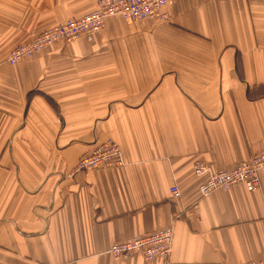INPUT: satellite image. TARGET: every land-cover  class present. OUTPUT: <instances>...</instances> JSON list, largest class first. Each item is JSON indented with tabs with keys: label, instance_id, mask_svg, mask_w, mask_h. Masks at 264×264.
<instances>
[{
	"label": "crops",
	"instance_id": "1",
	"mask_svg": "<svg viewBox=\"0 0 264 264\" xmlns=\"http://www.w3.org/2000/svg\"><path fill=\"white\" fill-rule=\"evenodd\" d=\"M94 5L0 0V264L264 260V170L255 192L206 197L193 174L264 147V0H169L166 22L108 17L97 33L6 63L17 43ZM106 139L124 165L75 172ZM164 227L168 258L106 253Z\"/></svg>",
	"mask_w": 264,
	"mask_h": 264
},
{
	"label": "built area",
	"instance_id": "2",
	"mask_svg": "<svg viewBox=\"0 0 264 264\" xmlns=\"http://www.w3.org/2000/svg\"><path fill=\"white\" fill-rule=\"evenodd\" d=\"M169 0H97L96 9L93 12L79 18H69L58 27L37 36L28 45L20 46L11 52L10 63H16L21 59L30 57L40 48L54 41H71L75 38L98 31L105 24L108 17L119 16L123 19L140 21L152 19L157 22H165L168 17L163 11ZM264 159V158H263ZM121 155L118 146L107 141L97 146L89 155L79 161L77 168L87 170L94 167H113L121 164ZM231 171H221L217 175L206 178L200 184V192L207 196L217 190H227L233 185L243 184L251 190L256 185L255 168L241 162L235 165ZM204 167L197 163L194 167L195 175L201 173ZM170 194L179 196L178 189L171 187ZM171 229L164 228L142 237L114 244L110 252L114 256L125 257L131 253L139 252L146 260L156 257L167 258L171 251ZM256 264V263H249Z\"/></svg>",
	"mask_w": 264,
	"mask_h": 264
},
{
	"label": "rangeland",
	"instance_id": "3",
	"mask_svg": "<svg viewBox=\"0 0 264 264\" xmlns=\"http://www.w3.org/2000/svg\"><path fill=\"white\" fill-rule=\"evenodd\" d=\"M96 1H97V0H95L94 8H93L90 12H93V11L96 9ZM167 3H168V2H167ZM164 7H165V6H164ZM163 9H164V8H163ZM163 11H164V10H163ZM90 12H88V13H90ZM164 12H165V11H164ZM81 17H82V16H81ZM167 17H168V16H167ZM71 18H79V17H71ZM67 19H69V18H67ZM67 19H65L64 21H66ZM106 19H107V18H106ZM106 19H105V21H106ZM64 21H63V22H64ZM166 21H167V20H166ZM166 21H165V22H166ZM63 22H62V23H63ZM62 23L57 24V25H55V26H53V27H50V28H48V29H45V30H43V31H41V32H39V33H37L36 35H33V36H32L29 40H27L26 42L23 41V42H21V43H17L16 45H14V46L9 50V53H8V55H7V57H6V63H7L8 65H10V66H15V65H17V64H19V63H21V62H23V61H26V60L31 59V58H32L33 56H35L36 54H39L40 52L46 50L47 48L51 47V46L54 45V44H57V43L68 44V43H71V42H73V41L79 39L80 37H83V36H86V35H90V34L97 33V32H99V31H101L102 29H104V27H105V24H104V26H103L101 29H99L98 31H95V32H91V33H87V34L81 35V36H79V37H77V38H75L74 40H71V41H54V42H51V43H47V44L43 45V46L40 48V50L34 52L30 57H27V58L21 59L20 61H18V62H16V63H13V64L9 62V57H10L11 52H12L13 50H15L16 48H18V47H20V46H24V45H28V44L32 43V42L34 41V39H35L37 36H43L45 33L49 32L50 30H52V29H54V28H56V27H58V26L61 25ZM107 141H111V142H113L114 144H116V145L118 146V149H119V151H120V155H121V159H122L121 164H119V165H117V166H113V167H107V168H106V167H94V168L87 169V170H79V169L77 168V165H78L79 161L81 160V158H83V157L86 156V155H89V154H90V153H91V152H92L97 146H99L100 144H103V143H105V142H107ZM26 155H27V154H26ZM263 158H264V147L261 148L260 150L256 151L255 153L251 154V155H250L248 158H246L245 160L238 162V163L244 162V163L247 164V166H250V167L256 166V168L254 169V170H255L256 185H255V187H254L253 189L249 190V189L246 187V185H243V184L233 185L232 187H235V186H242V187H243L246 191H248V192H255V191H257V190L259 189V187H260V173H261V171L264 170V159H263ZM238 163L234 164V165L231 166V167L218 168V169L213 170V171L207 169V168L205 167V165L201 163V165L204 167V169H201V173H200L199 175H195V173H194V167H195V165L197 164V163H195L194 166H193V174H194V176L197 177V178H205V180H206V178H208V177H210V176H213V175H217V174H218L219 172H221V171H231V170H233V169L236 167L235 165H237ZM123 165H124V160H123L122 152H121V149H120L119 145H118L115 141H113L112 139H106V140H104L103 142H100V143H97L96 145H94L90 151H88V152H86V153H83V154L77 159V162H76V164H75L74 170H75V172H88V171L98 170V169H101V170H103V169H115V168H119V167H121V166H123ZM205 180H204V181H205ZM171 187H176V188H177L176 185H172V186H170V188H171ZM232 187H230L229 189H231ZM170 188H169V189H170ZM199 188H200V185H199V187H198V191H199L200 196H201V197H206V196H204V195L201 194ZM169 189H168V191H169ZM177 189H178V188H177ZM229 189H227V190H217V191L225 192V191H228ZM211 193H212V192H211ZM169 194H170V192H169ZM178 194H179V196H177V197H175V196L172 195V194H170V195H171V197H172L173 199H176V198L180 197L179 189H178ZM164 228H170L171 231H172V233H171V247H172V241H173V229H172V227H164ZM164 228H161V229H164ZM159 230H160V229H159ZM156 231H158V230H156ZM153 232H155V231H153ZM153 232H150V233H153ZM150 233H146V234H143V235H140V236L134 237V238L142 237V236L147 235V234H150ZM134 238H131V239H134ZM131 239H127V240H123V241H118V242H114V243H112V244L108 247L106 253H107L109 256L113 257V258H122V257H118V256H114V255H112L111 252H110V249H111V247H112L114 244H116V243L125 242V241L131 240ZM132 255H138V256L142 257L145 261H149V260H146V259L143 257V255H142L141 253H139V252L131 253V254H129V255H126L125 257L132 256ZM123 258H124V257H123ZM156 258H162V257H156ZM156 258H154V259H156ZM167 258H168V257H167ZM154 259H153V260H154ZM153 260H150V261H153ZM249 263L264 264V260L248 261V262H245V263H234V264H249Z\"/></svg>",
	"mask_w": 264,
	"mask_h": 264
}]
</instances>
